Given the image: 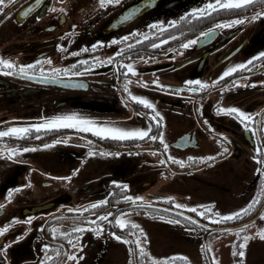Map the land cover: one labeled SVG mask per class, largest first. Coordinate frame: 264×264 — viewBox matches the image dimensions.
I'll return each instance as SVG.
<instances>
[{
  "label": "flooded vegetation",
  "instance_id": "obj_1",
  "mask_svg": "<svg viewBox=\"0 0 264 264\" xmlns=\"http://www.w3.org/2000/svg\"><path fill=\"white\" fill-rule=\"evenodd\" d=\"M133 3L137 0H119L106 6H101L100 0H12L10 5H4L5 12L0 13V58L11 59L17 68L21 64L33 67L28 75L7 74L12 70L2 66L0 129L43 123L54 115L74 112L118 127H150L152 135L163 133L168 150L164 151L160 139L100 138L69 127L29 129L20 138L0 137V227L9 226L0 234V249L8 245L0 252V264H59L57 252L76 253L74 259L60 257L66 264H116L127 256L135 264L141 259L138 249L129 252L135 245L117 241L109 231L111 227L112 231L135 239L130 226L120 229L114 223L115 215L120 213L146 231L147 241L159 237L161 257L171 258L174 253L188 257L187 262L174 258L172 264H217L222 258V247L229 248V264H248L247 244L245 256L238 255V246L244 243L240 233L249 227L264 228V218L258 215L264 210V198L252 212L231 221L208 220L190 208L177 209L175 203L155 198L172 196L178 203L198 206L206 204L200 200L208 195L203 194L205 190H216L238 208L253 195H259L258 189H264V172L256 171L264 165L253 159L258 155L255 149L264 146V84L259 83L264 81V59L257 56L264 52V16L258 15L264 8L257 3L217 10L206 17L190 14L182 18L185 12L201 6L192 1L178 12L168 14L162 8L155 15L147 17V12L125 25L107 27ZM176 4L177 1H169L168 9ZM31 5L29 13L24 10ZM235 17L245 20L232 23ZM157 20L163 22V27H147ZM173 20L177 23L168 27ZM220 21H228L230 26L217 27ZM133 29L145 35L151 31L155 36L140 41V36L133 33L127 40L111 43L114 37L132 33ZM202 32L206 34L201 36ZM169 36L173 38L169 40ZM161 40L166 42L158 43ZM188 40L195 42L182 47ZM97 41L103 43L93 49L91 45ZM150 44L158 46L153 48ZM57 45L64 47L58 49ZM70 52L75 54L69 55ZM108 57H112L111 63ZM252 57L256 59L251 65L237 69L215 85L209 84L199 92L187 90L192 85H185V81L211 82L226 67ZM118 61L131 62L138 71L126 73ZM52 68H68L69 72L53 75L49 71ZM153 80L159 84L142 83ZM126 81L129 91L146 96L155 104V111L163 117L159 124L147 115L153 109L128 96ZM225 84L228 87L221 92ZM177 89L182 90L177 93ZM233 105L258 114L249 121L252 128L244 127L243 118L216 111L217 106ZM65 139L68 142H63ZM52 140L58 142L48 148L38 147ZM32 145L37 146L35 150L30 148L15 155L7 152L8 148ZM59 147H66L62 155ZM101 149L112 155L101 154ZM90 150L95 154L89 156ZM216 153L220 155L215 156ZM170 155L186 163L181 166L168 159ZM204 155H214V162L188 161L189 156ZM259 155L264 158V152ZM161 160L165 162L160 163ZM113 180L126 183L128 188L112 184ZM122 195L143 197L149 206L135 207L121 200ZM105 198L108 202L95 209L76 211ZM145 211L150 214L145 215ZM181 211L185 216L179 214ZM102 212L113 215L100 221L103 229L96 235L94 221ZM160 215L168 219L160 220ZM187 216L198 219L205 227L187 220ZM12 217L18 219L13 221ZM253 218L256 219L252 223L236 228L239 234L233 240L226 236L233 232L226 227ZM173 219L183 222L172 223ZM109 220L113 221L111 226ZM77 224L89 225L78 237L77 243L83 245L79 250L69 246L73 237L69 230ZM51 229L57 230L55 236ZM60 232L68 233V238ZM44 244L50 245L47 251ZM166 244H170L169 250ZM145 247L148 252V243ZM254 253L264 257V247L256 246ZM49 255L51 262L46 259Z\"/></svg>",
  "mask_w": 264,
  "mask_h": 264
},
{
  "label": "snow or ice",
  "instance_id": "obj_2",
  "mask_svg": "<svg viewBox=\"0 0 264 264\" xmlns=\"http://www.w3.org/2000/svg\"><path fill=\"white\" fill-rule=\"evenodd\" d=\"M12 3V0H0V13H4L5 12V4L10 5ZM115 3H119V0H100V4L101 6H106L107 4H115ZM260 4L262 6V8H264V0H205V2H203L201 4L200 7L198 8H192L189 10V12H185L184 13V17L182 18H186L188 17L190 14L193 16H196L197 18L200 17H206L212 13H214L215 11L219 10V11H223L225 9H231L233 7H247L250 5H254V4ZM139 9H133L131 11L128 12L127 15H124L123 19L126 21L127 19H129L132 15H134L136 12H138ZM10 15V13H9ZM259 16H264V10H261L258 13ZM257 15H253V19H256ZM245 20V17H235L232 20V23L235 24H240L242 21ZM177 21L173 20L171 21L167 26L171 27L172 25L176 24ZM157 25H161L163 27V22L161 21H154L152 22L150 25H148L147 27L150 28H154ZM223 25L225 27L230 26L228 21H220L219 24L217 25L220 26ZM75 27V26H73ZM136 33L140 36V41H145L148 39V37L150 36H155V33L149 31L147 33V35L140 33L138 29H133L132 33H126L124 34V36L122 37H114L113 41H111V43H115L116 40H127L129 38H131L132 34ZM206 33H200L201 36H204ZM173 37L169 36L168 39H172ZM71 42V41H69ZM166 41H158V43H165ZM195 40H188L185 41V43L182 45V47H188L191 46L192 43H194ZM103 42L101 41H97L96 43L92 44L91 47L93 49H95L97 47L98 44H101ZM133 43H138V41H133ZM150 47H157L158 44H150ZM58 49H63V45H57ZM129 45H125V48H128ZM84 49H80L79 51H83ZM75 53L70 52L69 55H74ZM114 55L119 56L120 53H115ZM257 56L260 57L261 59H264V52H260L257 53ZM256 59V57H252L250 58V60L248 61H243V62H239L236 63L235 65H230L228 67H226L223 72L217 76L216 78H214L211 82L208 81H201V80H188L185 81V85H192V87L187 88L188 91H192V92H199L202 89H206L207 87H209V84L211 85H215L218 81H221L225 76H228L229 74L235 72L237 69H242L245 67V65H251L252 62ZM107 61L109 63L112 62V57H108ZM35 63H39V61L35 62ZM48 63H51V60H48ZM118 63H120L122 65V67H124L126 73H132L135 74L138 69L133 65V63L129 62L124 64L122 61H118ZM2 66H6L7 68L11 69L12 71L10 73L7 74H17V73H23V74H28L31 75L32 74V64H21L19 65V67L17 68V65L11 60V59H3L0 58V71H4V67ZM49 71L55 75L58 72H63L65 74H68L69 70L68 68H52L49 69ZM127 83L128 81L125 82V91L128 92V96L131 97V99L133 101H138L141 104H143L144 106H146L149 109H153L154 111H150L147 113V115L151 118L156 120L157 124L160 123V121L163 119V117L161 116V114L158 111H155V104L146 96L143 95H136L133 94L131 91L128 90L127 88ZM142 83L147 86L149 83L152 84H159L158 80H153V81H142ZM236 83H239V80L236 81ZM253 83H257L256 81H253ZM259 83L264 84V81H259ZM196 85H199V87H196ZM162 88H168L170 86L168 85H161ZM228 87L227 84L223 85V87H221L220 91L223 92L226 88ZM182 89H177V93L179 91H181ZM216 111H218L219 113H228V114H232L235 115L237 119H242V123L244 124V127L246 129H250L252 128V124L249 123V121H251L253 119L254 116H257L258 114L256 113H252L249 114L247 111L242 110L241 108H239L238 106H217ZM61 127H69V128H74V129H82L84 132H91L94 133L97 137L100 138H114V139H119V140H125L128 138H143V137H148L152 140H156V139H160L162 142V146L164 151L168 150V145L167 143H163V133L161 132L159 136L157 135H152L151 134V128L150 127H135V128H124V127H118L115 125H111L109 123H98L96 121H94L93 119L89 118V117H85L82 115H79L77 113H63V114H57L52 116L51 118H49L46 122L43 123H33V124H24V125H19V126H12V127H8L5 129H0V137H5V136H9V135H13L16 136L17 138L23 137L28 131L29 129H36V130H40V129H58ZM223 135V134H221ZM225 140H227L228 138L225 137ZM58 141L57 140H52L50 141V143H45V144H40L38 147L40 148H48L50 146V144H56ZM63 142H68L67 139H65ZM37 146L36 145H32V146H28V147H20V146H16V147H12V148H8L7 152L15 155L17 153H22L25 151H28L30 148L31 150H35ZM226 151V149H225ZM255 151L258 153V155L254 156L253 159L256 160L258 163L264 165V158L261 157V155H259V153L264 152V146L261 147H257L255 149ZM95 153L93 151H89L88 155H94ZM101 154L104 155H112L111 152H107L106 150L101 149ZM116 155H119V153H116ZM215 156H219L220 153H216L214 154ZM214 155H204V156H200V157H188V161H192L193 159H197L200 162H205V161H213L214 162ZM168 159L170 160H174L176 161V163L180 164L181 166H183L186 161L181 160L179 158H177L176 156H169ZM164 160H161L160 163H164ZM75 171H73V174H75ZM256 171L258 173L260 172H264V168H257ZM47 175V174H46ZM64 179H70V177H65ZM112 184L114 185H120L122 184V186L127 189L128 185L126 183H123L121 181H116L113 180L111 181ZM19 187H24V185H20ZM258 192L260 193L259 195H253L251 197V199L242 207H238L236 210L233 211H228L226 213H222L219 210H216L213 208V204L214 202H209L206 204H200L198 206L196 205H190L187 203H178L175 201L174 197L172 196H162V197H156L155 199L158 200H165V201H169L171 203H175L176 204V208L177 209H191L194 212H198L200 217H206L208 220H220V221H231V220H235L237 219L239 216H243L245 213L248 212H252L254 208L257 207V205L261 202L262 198H264V189H258ZM9 198H10V194H9ZM121 200L126 201V202H131L132 205H134L135 207H139V208H146L149 206V202L148 201H144L143 197L140 196H136V195H128V196H121L120 197ZM107 199H100V200H96L93 203H90L88 205L87 209H77L76 211H80V212H86L88 211V209H95L96 207L103 205L105 203H107ZM133 208H128V211H132ZM145 215H149L150 213L145 211L144 213ZM181 216H185V213L183 211H181L179 213ZM113 213L112 212H102L100 213V215L98 216V218L94 221V223L97 225V230H96V235H100V230L103 229V225L100 224L101 220H107V218L109 216H112ZM258 215L261 218H264V210H260L258 212ZM160 220H166L168 219V217L164 216V215H160L158 217ZM187 220L189 221H193V223L195 224H199L201 227H205V225L200 224V221L198 219H194L192 216H187L186 217ZM13 221L17 220V217H12ZM172 223H182L183 221H177V220H171ZM114 223L116 225L119 226L120 229H127L130 226L131 229V235L135 237L134 240L129 239V237L127 235H121L119 233H117L116 231H112L111 227L109 228L110 234L111 236H113L117 241H123L126 244H134L135 248H130L129 252H133L136 251L138 249L139 255L141 257V259L139 261H136L135 264H145L144 260H143V256L147 253V248L145 247V245L148 243L147 241V233L146 231L139 225L137 224L134 220L131 219H127L125 218L124 213H120L115 215V219H114ZM108 224L111 226L113 224L112 220L108 221ZM89 225L86 224H77L74 228L70 229L69 231L73 233V237L71 240H69V246H75L77 248V250H79L80 248L83 247L82 244L77 243L78 237L82 234V230L86 227H88ZM9 226L7 224L4 225V227H0V234L4 233L7 228ZM41 228L45 227V225H41ZM229 231H239V229H228ZM52 231V235L55 236L57 234V230L56 229H51ZM61 236H64L66 239L68 238V233L65 232H60ZM258 235L261 238H264V228H260L258 230ZM142 237L144 239H142ZM20 237L17 236V239H19ZM244 243H240L238 246V255L243 257L245 256V251L244 248L246 246L247 241L249 240V236L246 235L243 237ZM8 247L7 244L4 245L3 249H0V252H3L6 248ZM205 247H207V245H205ZM50 248L49 244H44L43 245V249L45 251H47ZM62 255H66L67 259H74L76 258V253L72 252V253H65V254H61L59 252L56 253V256L58 258L59 264H66V261L64 259H60V257ZM174 258H182L184 261H188V257L185 256L184 254L181 253H174L173 257H169V256H162V257H156L155 255L151 256V261L152 264H172V260ZM46 259L51 262L52 261V256H46ZM213 260H215V257H213ZM41 264H43V262H41ZM129 264H134L133 260H129ZM218 264V262H217ZM235 264H243V261H236Z\"/></svg>",
  "mask_w": 264,
  "mask_h": 264
},
{
  "label": "rangeland",
  "instance_id": "obj_3",
  "mask_svg": "<svg viewBox=\"0 0 264 264\" xmlns=\"http://www.w3.org/2000/svg\"><path fill=\"white\" fill-rule=\"evenodd\" d=\"M92 1H97V0H92ZM169 1L171 0H162L158 6L157 9L148 12V16H152L155 15L156 13L159 12L160 9H162V6H164V10L165 12H167L169 14V12H178L180 11V7L185 6L186 4H190L192 1H196L199 4H201V2L205 1V0H173V1H177V4L171 8L168 9V6L166 4L169 3ZM146 17V18H147ZM242 109V108H241ZM58 151L60 152V154L62 155L65 151H66V147H59ZM205 192H208L207 196H204L203 198H200V200H202L205 203H209V202H214L213 204V208L216 210H219L222 213H226L228 211H233L236 210L237 208L234 207L233 202L232 201H228L227 198H225L221 193L217 192L216 190H205L203 192V194ZM162 195H166L165 192H161ZM215 194V195H212ZM195 203H192V205H194ZM239 233L237 231H233L230 233H226V236L229 237L231 240H233L236 235H238ZM242 236H249V240L247 241V250H248V255H247V261L248 264H262L264 263V257H257L254 253V249L256 246H261L264 247V238H261L258 235V230L256 229V227H249L246 228L242 233H240ZM252 236V238H250ZM170 248V244H166V250H169ZM213 248L214 246L212 245L211 250L213 252ZM223 249V250H222ZM148 256H146L145 258L143 257V260L145 262V264H152L151 261V256L155 255L156 257H161L160 255V244H159V237L158 238H149L148 239V252H147ZM214 254V252H213ZM221 255V259L218 261V264H229L230 262V251L229 248H221L219 250V256ZM113 258V257H112ZM131 258L124 257L123 259H121L119 262H117L116 264H126L127 261L129 262ZM86 264H90L89 261H86ZM98 264V263H97ZM105 264V262L103 263ZM107 264V263H106Z\"/></svg>",
  "mask_w": 264,
  "mask_h": 264
},
{
  "label": "water",
  "instance_id": "obj_4",
  "mask_svg": "<svg viewBox=\"0 0 264 264\" xmlns=\"http://www.w3.org/2000/svg\"><path fill=\"white\" fill-rule=\"evenodd\" d=\"M162 0H137V3H133L130 4L128 6H126V8H124L123 12L119 13L118 15H116L115 18H113L107 25V27H112L115 26L117 23L119 24H123L125 25L127 22H129L130 20L134 19L135 17L141 16L146 14L147 12H150L152 10H155L158 8L160 2ZM167 5V4H166ZM165 5L162 6V8H164ZM32 5L28 8H25L24 10H28V13L30 12ZM133 9H139L138 12H136L134 15H132L129 19H127L126 21L123 19L124 15H127L129 11L133 10ZM256 218H253L241 225H232V227H226L227 229H235V228H240L243 227L247 224L252 223L253 221H255Z\"/></svg>",
  "mask_w": 264,
  "mask_h": 264
}]
</instances>
